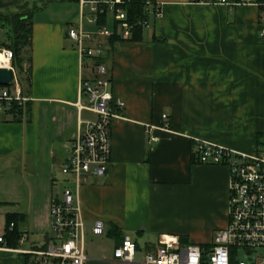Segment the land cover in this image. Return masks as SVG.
<instances>
[{"label": "crops", "instance_id": "obj_1", "mask_svg": "<svg viewBox=\"0 0 264 264\" xmlns=\"http://www.w3.org/2000/svg\"><path fill=\"white\" fill-rule=\"evenodd\" d=\"M160 1L162 18L142 39L98 37L113 95L125 108L111 123L107 173L90 176L81 198L87 224L102 218L107 235L117 226L122 235L157 243L169 235L208 244L229 222L230 169L201 163L193 139L257 150L264 134V9L257 2ZM76 8L80 16L75 0H0V26L11 28L6 17L33 11L24 62L30 82L20 84L29 100L19 115L0 111V231L16 215L26 237L21 249L52 238L51 202L67 186L62 166L79 120L96 118L77 106L81 78L92 74L68 36L79 23ZM7 36L0 37V50L9 49ZM0 264H27V258L0 251Z\"/></svg>", "mask_w": 264, "mask_h": 264}, {"label": "built area", "instance_id": "obj_2", "mask_svg": "<svg viewBox=\"0 0 264 264\" xmlns=\"http://www.w3.org/2000/svg\"><path fill=\"white\" fill-rule=\"evenodd\" d=\"M130 0H78L80 21L70 26L68 36L77 43L81 66L88 67L92 77H82L79 88V111H89L95 119L79 120V133L72 143L70 153L62 166L67 186L60 196L52 199L50 215L55 236L32 249L10 247L7 234L15 228V223L0 231V251H10L27 258V264H86L91 260L86 254V230L94 235H106V225L102 218L89 226L85 218V206L81 198L82 188L90 176L106 175L112 154L111 123L120 116L125 102L116 99L112 92V82L108 68L101 58L105 52L103 42L98 37L110 38L118 30L122 39H130L136 27L144 30L151 22L162 18L160 0H144L142 17L131 20L122 7ZM201 3H222L229 5L256 2V0H192ZM88 23L96 30L85 27ZM117 23V28L108 24L100 25L101 16ZM264 35V13L261 18ZM11 67L13 52L1 49ZM90 60V62H89ZM14 69V68H13ZM85 99V101H84ZM29 100L20 87L15 69L10 87L0 88V111L9 109L13 102L19 105ZM164 120L167 115L163 116ZM164 128H169L165 123ZM152 140H157L152 138ZM193 153L203 164L225 165L230 169L229 205L227 226L218 230L208 244L183 243L179 236L162 235L157 244L148 245L141 262L136 261L142 248L130 233L123 235L121 243L114 250V264H264V148L255 152L233 149L212 141L195 137ZM26 240L21 237L20 242ZM240 254L246 256L238 258Z\"/></svg>", "mask_w": 264, "mask_h": 264}, {"label": "trees", "instance_id": "obj_3", "mask_svg": "<svg viewBox=\"0 0 264 264\" xmlns=\"http://www.w3.org/2000/svg\"><path fill=\"white\" fill-rule=\"evenodd\" d=\"M143 1L144 0H130L125 5L122 6L127 11L128 16L130 17L131 20H134L137 17L144 16ZM256 2L260 4L261 9H264V0H256ZM32 15H33V11L28 12L26 18L20 16L19 14H13L6 17L11 23L10 26L12 32V34L9 37L10 39L7 47L13 52L12 66L17 71L18 80L21 85L23 83V76L25 82L27 83L30 82V69H26L24 67V62L26 59L24 58L23 55H26V53L28 55L32 46V37H33ZM99 24L100 25L108 24L107 17L105 15L100 17ZM114 27L117 28V23H114ZM143 31L144 29L141 26L136 27V29L132 33V37L130 38V40L142 39ZM109 39L110 41H115V40H121L122 37L120 36L118 30L116 29V33ZM7 87H10V85ZM22 106L23 104L19 105V103L13 102L12 106L9 109H7V111L19 115L22 112V108H23ZM262 135L263 134L259 135L258 140ZM12 222L17 224L16 215L7 216L6 225L7 226L10 225V223ZM109 235L117 237L118 240H120V238H122L123 236L120 233L119 228L117 226H113L111 228V230L109 231ZM21 237H22V233L18 231V228L15 225V228L7 234V244L14 248L19 247Z\"/></svg>", "mask_w": 264, "mask_h": 264}, {"label": "rangeland", "instance_id": "obj_4", "mask_svg": "<svg viewBox=\"0 0 264 264\" xmlns=\"http://www.w3.org/2000/svg\"><path fill=\"white\" fill-rule=\"evenodd\" d=\"M76 5H78V4L76 3ZM75 13H76V15H78L76 17L77 20L80 21V16L78 14V8L75 9ZM19 15L26 18L27 11L21 10ZM89 16H90L89 14L85 15V17H84L85 24L88 23ZM0 17H2V16H0ZM113 24H114V21L112 20V18H110L108 26L110 28H113ZM75 25H77V23ZM7 34L8 35L12 34L11 28L8 26H5V27L0 26V37L3 35L7 36ZM7 39H9L8 36H7ZM23 56L25 59L28 58L27 53H26V55H23ZM89 62H90V60H89ZM87 71L88 70L86 69L85 72H87ZM23 84H25L24 76H23ZM90 115H91V113H90ZM259 140H258L257 146L260 148H264V134L260 137ZM256 149H257V147H256ZM132 235H133L134 239L138 242L140 247L142 248L143 254L138 253V255L136 257V261L141 262L142 258L144 257V254L146 252V247L149 244H157V239H154V238L151 239V237L148 238L147 236H137L135 234H132ZM54 236H55V233L51 234V237H54ZM213 238H214V236H213ZM189 242L194 243L191 239H189ZM117 244H118L117 237L109 236L107 234L103 235V236L94 235L91 231H89L87 229L86 230V240H85L86 254L89 256V258H91V260L87 261L86 264H114L112 260L114 259V250H115ZM245 257L246 256H244L243 254H240L238 258L243 259Z\"/></svg>", "mask_w": 264, "mask_h": 264}, {"label": "water", "instance_id": "obj_5", "mask_svg": "<svg viewBox=\"0 0 264 264\" xmlns=\"http://www.w3.org/2000/svg\"><path fill=\"white\" fill-rule=\"evenodd\" d=\"M14 78V69L11 67H0V86H9ZM183 243L189 242L187 237H181Z\"/></svg>", "mask_w": 264, "mask_h": 264}, {"label": "bare ground", "instance_id": "obj_6", "mask_svg": "<svg viewBox=\"0 0 264 264\" xmlns=\"http://www.w3.org/2000/svg\"><path fill=\"white\" fill-rule=\"evenodd\" d=\"M0 62L4 65L8 64L3 54H0Z\"/></svg>", "mask_w": 264, "mask_h": 264}]
</instances>
